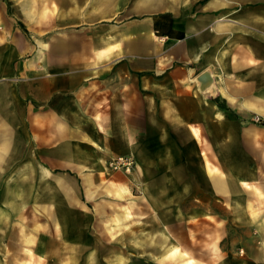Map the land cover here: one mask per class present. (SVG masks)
Listing matches in <instances>:
<instances>
[{
    "label": "crops",
    "instance_id": "obj_1",
    "mask_svg": "<svg viewBox=\"0 0 264 264\" xmlns=\"http://www.w3.org/2000/svg\"><path fill=\"white\" fill-rule=\"evenodd\" d=\"M0 25V264H264V0H0ZM193 219L200 258L162 224Z\"/></svg>",
    "mask_w": 264,
    "mask_h": 264
},
{
    "label": "rangeland",
    "instance_id": "obj_2",
    "mask_svg": "<svg viewBox=\"0 0 264 264\" xmlns=\"http://www.w3.org/2000/svg\"><path fill=\"white\" fill-rule=\"evenodd\" d=\"M15 31H18L17 27H15ZM5 29L3 27V25H0V49H3L5 48V46H1L4 42V33H5ZM23 33H25L24 29H23ZM7 49V48H5ZM147 223L144 224V226H146L147 228L149 226L152 225V223L149 224V221H146ZM208 222L210 224H215L216 221L214 220H211V221H206L205 224H203V222L201 220H198V219H193V220H189L188 222H186L185 220H177V221H167V223H162L163 224V228L164 226L165 227H169L171 226L172 228H176L178 230V236H177V239H178V242L179 243H182L183 245H189L191 244L193 246V252L191 253L192 256H195V257H198L200 258L201 256H203V253L204 251L202 250V236H201V231H202V228L205 226L206 229L209 228L208 226ZM140 225V224H139ZM114 227H123L125 229H127L128 231H130L131 234H134L135 232L134 229L137 228L138 226V223H136L135 220H129V223H119V222H116L115 220V223L113 225ZM190 229L193 231V235H186V229ZM132 230V231H131ZM189 233H192V232H189ZM147 234V232H146ZM115 237H112L111 239H114ZM138 239H146L147 241H149L150 243H154V240H155V237L153 235H146V236H141V237H138L136 235H132L130 236V242H131V245H134L136 248H137V241ZM169 239V236L168 235H162L161 236V241L162 243L165 242V240H168ZM209 238L208 236H205V241L208 242ZM215 241H212L211 244H213ZM180 250V249H179ZM134 255L136 256L137 255V252H133V254L131 255L132 257H134ZM189 257L190 255L188 253H185V256L184 257Z\"/></svg>",
    "mask_w": 264,
    "mask_h": 264
},
{
    "label": "built area",
    "instance_id": "obj_3",
    "mask_svg": "<svg viewBox=\"0 0 264 264\" xmlns=\"http://www.w3.org/2000/svg\"><path fill=\"white\" fill-rule=\"evenodd\" d=\"M111 170H121L127 174L135 168V159L132 155H121L111 159L108 162Z\"/></svg>",
    "mask_w": 264,
    "mask_h": 264
}]
</instances>
